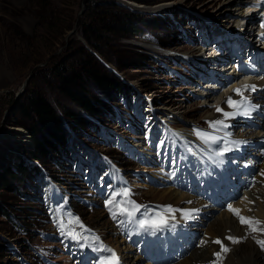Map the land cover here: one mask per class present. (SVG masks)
I'll list each match as a JSON object with an SVG mask.
<instances>
[{
	"label": "rangeland",
	"instance_id": "1",
	"mask_svg": "<svg viewBox=\"0 0 264 264\" xmlns=\"http://www.w3.org/2000/svg\"><path fill=\"white\" fill-rule=\"evenodd\" d=\"M160 5L162 9H158ZM130 12L147 22L130 21ZM227 14L225 0H0V170L5 166L14 168L19 160L37 167L52 196L50 202L46 200L43 186L39 191L34 189V177L29 175L16 173L9 177L8 185L0 184V264H73L64 251L75 241L62 235L59 224L63 220L67 225L69 218H78L83 228L73 227L90 237L80 244L92 250L111 243L121 249L118 225L109 219L100 192L116 175L120 187L127 185L124 190L129 192L127 197L117 196V200L147 206L165 200L162 196L167 190L160 194L163 187L152 186L145 178L146 173L155 178L157 172L149 169L154 164L135 158L136 154L146 157V149L142 152L137 147L145 148L140 143L142 135L153 129L154 140L164 129L174 142L183 138L191 143L196 129H209L207 121L215 120L214 100L202 103L194 95L193 65L183 55L197 51L200 35L203 30H211L210 24H243L244 20L235 24ZM104 21L117 24L118 35L107 30L106 40L99 44L101 51L91 52L105 69L111 66L109 69L115 74L106 71L107 75L128 83L133 92L129 91L131 103L127 105L115 88L107 96L88 83L87 92L99 111L90 114L57 88L49 67L62 59L73 61L70 57L76 53L77 44H84L79 32L81 23L100 26ZM127 22L137 24L139 35H120ZM81 58L88 57L83 53ZM25 79L23 89L16 93ZM26 90L44 93L54 108L59 121L54 118L52 125L59 126L60 122L66 136V144L59 151L49 150L37 158L29 154L35 147L34 140L16 122L42 124L25 118L16 109L15 101L22 100ZM63 108L87 122L80 124L74 117L68 118ZM162 110L178 119L165 120ZM184 121L188 122L186 128L181 124ZM43 129L38 138H43ZM52 175L59 181L53 180ZM37 179L39 188L42 179ZM256 200L262 203L260 198ZM207 222L204 228L209 226ZM248 234L264 240L260 232ZM255 246L264 252L257 240ZM191 252L189 264L195 262L190 258ZM139 261L137 264L145 263ZM260 264H264V258Z\"/></svg>",
	"mask_w": 264,
	"mask_h": 264
},
{
	"label": "trees",
	"instance_id": "2",
	"mask_svg": "<svg viewBox=\"0 0 264 264\" xmlns=\"http://www.w3.org/2000/svg\"><path fill=\"white\" fill-rule=\"evenodd\" d=\"M128 14L132 18L130 21H135L136 19L137 22L141 24L147 22L132 12ZM110 16L112 18V15ZM80 26L81 28L79 32L83 37L84 44L82 42L77 44L75 49L76 53L73 52V55L70 57L71 61H73L66 62L65 59H62L49 67V70L51 69V76L57 83V88L70 100L90 114L99 111L94 100L87 92L88 83H93L99 91L106 93L107 96L111 94L110 89L115 88L116 92L121 94L125 102L129 104L131 99L129 92L132 89L131 86L120 78L118 79L116 77L117 79H115L110 75H107L105 73L106 71H109V73H112L113 75L115 73L109 68L105 69L103 64L91 52L101 51L99 44L106 40L105 32L107 30L118 35V25H111L107 21H104L100 26L91 25L90 22H83ZM121 30L122 32L120 35L122 36L139 35V27H137L136 23L131 24L130 22H127V25L124 24ZM83 53L88 57L85 60L81 58ZM131 92L133 91L131 90ZM15 105L16 109L22 116L29 120H33L34 118V121L39 120L42 124L40 126L39 124H37L38 126L34 124L28 126L24 122H16V124L23 126L27 133L33 138L35 147L34 149L29 150V154L34 158L46 155L49 150L59 151L60 148L66 144V136L61 123L59 122V126L52 125L57 119V114L56 112L54 113V108L46 99L44 93L37 92L36 90H28L26 93L24 92L22 100L18 98V100L15 101ZM108 107L111 108L110 106ZM63 109V114L68 118L74 117L80 124L87 122L82 119V117L80 118L76 116L75 113L70 112L71 110L66 108ZM57 120L59 121V119ZM93 122L90 121L89 123L97 126ZM40 128H44L43 135L45 137L43 136V138H38V134L41 132ZM14 166V168L5 166V168L0 170L1 186L8 185L7 182H9V177L16 176V173L20 176L29 175L30 177H34L33 179L35 180L33 188L39 191L41 186H43L42 191L44 198L46 200L49 199L48 185L46 181L43 180L42 173L38 171L37 167L27 166L20 160ZM37 177L42 179L39 188L36 184L38 183ZM51 178L55 181H59L58 177L55 175H52ZM5 213L7 214V212Z\"/></svg>",
	"mask_w": 264,
	"mask_h": 264
},
{
	"label": "bare ground",
	"instance_id": "3",
	"mask_svg": "<svg viewBox=\"0 0 264 264\" xmlns=\"http://www.w3.org/2000/svg\"><path fill=\"white\" fill-rule=\"evenodd\" d=\"M251 2L252 0H225V7L226 9H228V14H227L228 17H230L234 21L235 24H237V22L241 20H244L245 18L246 20H249V21L252 20L255 17V14L253 12L252 13L249 12V10H251V7H250ZM166 4L171 5L168 3ZM166 7L164 6L163 8L165 9ZM153 8L156 9L157 7H153ZM158 9H162L161 5L158 7ZM239 29H244L243 32L247 33L248 35L251 32L253 37L256 34V30H255L256 27L248 28L247 25H245L243 27L240 26ZM259 31H263V29H260ZM253 37L251 38V40L254 39ZM262 40H264L263 37L259 41H262ZM221 57H224V54H222ZM256 83L259 85V87L256 88V90L253 93L245 92V94L252 96L255 102L264 103V81H258ZM237 96L238 95L235 94L231 89L225 90V92H222V91L218 92L217 95L215 96V100H217L218 97L220 99L219 101H216L215 103L212 104L213 118L215 120L222 118L221 114L215 111L217 106L223 108L227 112H233L234 109L229 108L227 104L225 103V101L229 97L233 99L234 97H237ZM212 98L213 96L210 99ZM170 112L175 114V117H176V113L174 111L170 110ZM166 113L167 112H164L162 110V115L164 116L165 120L176 121L178 119L177 117L174 118L171 115H165ZM211 116L212 115H210L209 117ZM238 118H239V115L237 114L234 118L227 120L226 123L227 124L233 123ZM181 124H183V126H185L186 128V125H188V122L184 121ZM17 131H21V130L17 129ZM187 134H189L188 131H187ZM153 135H154V131L152 130L150 137H152ZM140 143H143V141ZM218 147L220 146L213 145L214 149ZM137 149L142 152L145 151V148L142 145L138 146ZM223 160H224V163L222 165H217L214 163V166H215L214 168L206 169L199 176H195L193 180H191L190 182H194L200 178L214 179L217 176L228 177L231 175L232 171L237 170L235 165L230 163L227 160L225 155L223 157ZM149 169H152V168H149ZM142 185L148 186L146 183H142ZM160 191H162L160 193L162 195L165 194V192L163 191L167 192L165 195L162 196L165 199L164 201H162L163 206H171L172 209L177 210V211H174L171 215H167L170 219H166L167 221L166 226L170 229H177L175 225V221L176 219L184 218L182 215L183 211L197 210L194 213L201 211V215H202L203 213L207 214V211L209 210V207H207L206 202L203 199H201L199 196H197L196 194L190 191L183 190V189L181 190L168 189V187H164ZM253 193H256L259 196L260 200H262V203L258 204L260 203V201L256 200V198L254 197H251V199H253L254 202L252 204L253 209L251 210V212H249V214L252 215L256 219L258 218L259 220H261L262 225L264 227V185H256L251 195ZM171 196L173 197L171 198L172 201L171 200L169 201V198ZM254 206H256V208H254ZM219 214H222V215L217 217ZM197 216H198L197 214H192L191 219L196 220ZM187 219H190V218H187ZM210 221L212 222L210 223ZM195 224L196 223L192 222L191 225H194L195 227H193V229L191 230L188 229L184 231V233H186V244L184 245V248H185L184 254L188 252L190 253V251H192L190 258L195 260V262L192 264H197V262H203L204 264H211V262L214 260L217 261V264H260V261L262 260V258H264L263 250H260L258 246H255V240L258 241L257 236L248 234L249 231L246 232V229L248 227L244 225H238L234 221V219L231 216H229L226 212L217 213L210 220H208L207 224L209 226L206 225V227L204 228V232H207L210 236L209 238H207V242L203 246H200V247H198V244L196 243L197 226ZM82 231L83 230L80 229V232ZM226 234H228L229 236H236L237 238L236 240H238L239 242L233 243L231 240L226 239L225 237ZM199 235H202V234H199ZM212 237H219L222 240L223 244L226 245V247L229 249V251L226 253H222V255L218 258L215 257L214 252L215 253L216 251L219 252L221 251V249L218 250L220 245L218 244L215 245L214 243L210 241V238ZM258 237L259 239H262V237L261 238L260 236ZM117 241H119V239H117ZM106 245L110 246V247L106 246L107 248L114 250L115 253L117 252L116 249L118 248H116L111 243H106ZM128 246H131V245L129 244L122 245L121 249H118V252H119L121 259L124 258L126 263L128 262L132 264L131 262L136 257V255L131 252H128V250H130L129 248H127ZM120 251H122V253H120ZM188 257H189V254L180 261V264H189Z\"/></svg>",
	"mask_w": 264,
	"mask_h": 264
},
{
	"label": "snow or ice",
	"instance_id": "4",
	"mask_svg": "<svg viewBox=\"0 0 264 264\" xmlns=\"http://www.w3.org/2000/svg\"><path fill=\"white\" fill-rule=\"evenodd\" d=\"M261 27L264 28V23L261 24ZM243 88L245 90H255V85H244ZM235 92L239 96H243V92L241 89H235ZM225 103L229 108L234 109L233 112H227L223 108L217 106L216 112L221 114L220 119L207 121L209 129L212 131H204V130H195V135L204 145H207L208 151H209V159L213 160V163L217 165H222L224 163L223 157L225 153L230 152L233 150V148L238 149L241 144L246 143L245 141H239V140H232L230 139V133H227L224 131L228 127H230L229 124L226 123L227 120L234 118L237 114H248V109H245L244 111H241V104L243 101H236L233 100L231 97H229ZM224 131L223 136H217L215 133ZM213 145H219L218 148H213ZM248 165H245L247 167ZM261 176H264V170L260 172ZM129 195L128 190H124L123 192L119 193H113L112 198L106 201V207L108 206H114L115 211H112L110 208V211L112 213L113 218L115 219L117 215L125 216L128 218L129 221H133L136 224H138V227L140 230H143L145 232H151L152 234H155V230L160 229L161 227L165 226L167 221L164 219L163 214L171 215L174 211L171 206H157L156 209L149 208V206H140L136 205L132 201H117L115 199L116 196H123L127 197ZM244 199L246 200L247 197L245 196ZM190 203V202H189ZM127 204L128 206L125 207L124 205ZM143 208V212L141 215L143 216L142 219L134 220L136 213L140 211V209ZM159 209V210H157ZM228 211H230L234 216L237 217L239 222L242 225H247L250 232H260L264 234V227L261 226V221H259L256 218L253 217H244L240 215L241 210L238 208H234L231 204L227 205ZM197 210H187L183 211L182 215L184 218H191L192 212ZM70 216V214H69ZM60 229L62 232V235H64L67 238H71L74 241H77L78 243L81 240L87 239L85 236H83L81 233H78L73 227L74 225H78L79 227L83 228V225L80 223L78 218H69L67 225H65L63 220H59ZM226 239L231 240L233 243H238L239 241L236 240L233 237H226ZM215 244L220 245L221 251L214 253L215 257H220L222 253H226L229 251L227 247L224 246L221 239L217 238L216 240L212 241ZM206 243V241L201 240V246H203ZM257 243L261 246V248H264V240H258ZM84 246V245H81ZM95 251H104L107 252L109 255L101 258L99 260V264H119V257L115 253L114 250L109 249L107 247L102 248H96ZM211 264H217V261H212Z\"/></svg>",
	"mask_w": 264,
	"mask_h": 264
},
{
	"label": "water",
	"instance_id": "5",
	"mask_svg": "<svg viewBox=\"0 0 264 264\" xmlns=\"http://www.w3.org/2000/svg\"><path fill=\"white\" fill-rule=\"evenodd\" d=\"M143 11H144V10H143ZM108 67L111 68L110 65H108ZM25 81H26V79L21 83L20 88L16 91V93H19V92L23 89V87H24V85H25Z\"/></svg>",
	"mask_w": 264,
	"mask_h": 264
}]
</instances>
